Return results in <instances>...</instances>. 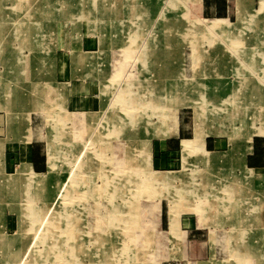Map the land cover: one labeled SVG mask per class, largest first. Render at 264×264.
<instances>
[{"label":"rangeland","instance_id":"rangeland-1","mask_svg":"<svg viewBox=\"0 0 264 264\" xmlns=\"http://www.w3.org/2000/svg\"><path fill=\"white\" fill-rule=\"evenodd\" d=\"M29 1L0 0V105L2 106L0 107V124L6 130H3L4 133H10L9 123H7L8 113L12 115L13 111H17L16 120L21 119L22 121L17 122L21 127H24L31 110L44 109L50 113L51 109H54L58 115L56 118L58 124L53 127L51 137H49L59 147L58 166L55 170L59 173L58 176L62 175L60 179L61 177L64 179L65 176L70 182L65 179L66 184L63 191H66L68 184V189L72 191L86 189L87 181L90 186L87 191H82L77 198L68 197L67 192L61 194V185L58 184L55 193L57 196L54 200L48 201L44 190L46 173L29 172L26 176L25 191L23 188L18 191L17 185L13 186L10 183L8 185L4 180V184H1L0 177V245L8 247L4 246L5 252L0 249V264H159L161 260L169 259L164 254V242H161L160 235H157V230L165 228L159 224L148 225L147 222L145 225H137L135 229L149 232L153 237L157 235L155 242L157 250H152V253L155 251V254L148 258L136 259L134 248L131 250L128 248L130 251L128 257L119 256L118 252L123 251L126 248L125 245H129V239L141 233H135L134 227L130 229L129 223L132 220H129L128 223L124 219L121 205L125 204L126 199L131 196L117 190L121 188L124 192V187L120 185L126 175L120 179L117 173H113L118 169L117 163H115L118 157L112 155V149L105 147L108 141L112 142L116 139L110 137L120 135L125 126L133 128L138 124V127L136 126L133 131L126 129L127 131L123 132L127 133L126 136L133 135L135 132L137 134L139 131L141 133L145 126L148 127V122L150 123L149 128L150 126L154 128L155 121H157L155 115L158 118H166L164 111L169 107H189L194 111L196 135L193 139L182 141V151L186 155L192 152L201 153L203 157L188 159L187 162H190V165H185V167L191 169L184 180H181V175L175 171L164 176L158 174L155 181V174L150 169L143 167L144 178L140 176L137 180L135 177L133 185H131L133 189L137 186V189L140 190V196H137L138 200L135 202L153 200L156 186H159L162 187L160 193L163 190L167 195V200L171 203L170 206L186 212H195V209L203 212L206 209L204 225H208L207 205L210 203L209 214H215L217 198L219 214L222 216L220 224H225L226 218L230 214L237 215L236 223L229 222L231 229L237 232L240 239L248 236L250 240L248 253H240L235 247L231 252L225 249L227 252L218 255L217 258L220 261H217L216 264H251L249 260L241 261L242 257H254L264 264V228L263 232H258L257 237H261L259 240L253 242L252 239H257L256 232H253L257 228L255 219L256 214L258 215L260 211L259 202L253 203L251 200L256 194L252 188L253 182L256 181L264 185V173L256 174L253 170L246 169L244 165L246 173L241 175L239 173V176L230 170H226L222 175L217 174L220 173L217 171L216 174L207 172L211 166L215 167L221 161L223 164L225 161L227 162L229 157L234 162L242 161L243 163L245 152L250 149L251 137H248L242 144L231 139L230 149L234 152L232 154H235L233 157L232 154L227 156L205 151L198 136V128L204 118L212 120L214 124L233 134H239L245 130H248V133L254 132L255 126H260L261 120L255 124L251 121L260 119L261 115L258 111H264L261 109V107L264 108V18L257 17V13L264 7V0H259L257 10L251 12L249 17L239 16L237 22H226L218 18H190L187 16L189 0H134L137 6L151 4L154 9L160 6V10L163 9L165 12L158 13V10L156 16L153 14L155 17L142 16L139 12L132 20L128 18L122 22L121 29L126 34L127 41L122 46L124 47V51L122 50L124 60L117 65V68H114L111 76L103 83V96L107 100L103 99L102 112L93 118L79 112H67L62 104L61 91L57 90L54 100L47 104L40 100L43 90L40 84L23 82L28 80L29 76L30 79L34 78L33 75H30L32 72L27 70L19 72L15 67L19 61L21 62L18 64L22 63V68L29 65L31 60L29 52L34 46V40L30 43L27 40L31 34L26 35L28 33L24 28L26 22L21 20V18L28 17ZM83 1L86 2V5L82 4ZM88 2L91 3L89 6H87ZM74 3L73 11L75 14L77 13L78 17H86L84 12L93 13L103 8L99 5V0H74ZM54 7L56 8V6ZM54 7L50 8L49 6L48 12L51 10L55 13ZM141 8L143 13L148 12L146 9L144 11V7ZM166 9L173 14L181 12L186 19L178 15H169ZM57 12L59 11L56 10ZM67 13L70 12L65 9V16L62 17L69 19ZM100 19L99 15L91 19L92 31L98 35L103 27V20ZM54 24L56 27H60L68 22ZM65 27L66 25H64ZM181 28L184 29L179 30ZM120 34L122 35V33ZM49 35L45 32L43 38L44 46L42 48L46 50L50 47L54 48L57 40L55 30H52V34ZM118 35L116 34L117 42L114 41L116 43L120 42ZM255 35L259 36L255 38ZM239 37L240 39H238ZM150 40H153L157 45L161 40H165L162 44L170 41L172 44L171 46H157L156 50H153L147 44L143 45V43H149ZM178 43L186 44L179 48ZM67 45V40L63 39V44L61 42L59 49L64 50ZM117 52L118 50L113 52L112 61L113 58L118 57V53L121 51ZM182 53H185L187 63L192 61L195 66L193 72L195 71L198 76L185 77L183 75V67L179 64ZM218 55L222 57L224 69H232L233 77L228 72L226 79L218 75ZM246 55V59H243ZM52 56H50V63H53ZM216 56L218 57L216 58ZM171 57L173 58L169 60ZM170 61L173 64L172 67L169 64ZM20 67L18 70H21ZM9 68L12 71L8 72ZM53 71L52 68V75ZM193 72L188 70V75ZM215 72L218 76H214ZM111 86L114 88L108 95L107 89ZM29 95L31 96L28 101L17 102V105L8 102V100H12V97L24 98ZM189 108L185 110H189L188 115L191 111ZM152 110H156V114ZM69 111L71 110L69 109ZM139 126H141V130ZM7 139H2V141ZM48 158L54 167V155L50 154ZM118 165L122 164L118 163ZM4 171L6 174L10 172V170ZM18 171L16 175L10 177L12 183L21 178L20 174L23 171ZM190 176L191 182L188 184ZM183 182H186V186L182 185ZM94 183L100 185V198L88 201V204H92L89 207L96 210L94 211L96 215H90L91 219L95 216L93 221H89L90 217L87 219L88 228L78 225L81 222L85 224L84 218L81 222L78 221L79 229L73 223L74 216L66 208L72 204L71 207H74V211L73 209L72 211L74 213L82 211L85 217V210L83 211V206L80 207V204L83 205V201L87 197H95L93 192L98 187H94ZM210 183H217L219 190L215 185L213 186L216 190L208 189ZM142 189L145 194L141 192ZM262 189L264 191V188ZM26 192L28 198H25ZM261 197L262 201L260 202H264V192ZM132 198L136 199V195ZM167 200L165 199L166 202ZM129 203L133 204V200H130ZM63 204L66 205L65 208ZM109 204L113 205L114 213H111V217L114 220L110 217ZM190 204H194V209L189 207ZM149 209L154 217V212L158 209L157 203L152 202ZM190 214L193 213H187V215ZM195 214L198 215L196 212ZM151 221L153 222V219ZM111 223L115 228L109 226ZM212 224L214 223L211 222ZM177 229V219L174 217L171 220L169 232L177 237ZM222 229L223 241L227 246L230 232L228 227ZM94 231L96 234L93 233ZM161 233L165 232L161 231ZM5 234L8 235L4 236ZM100 237L103 243L100 242ZM108 248H112L114 253H117L116 256L110 255L109 258H104L107 256L104 250ZM41 255L43 256L41 257Z\"/></svg>","mask_w":264,"mask_h":264},{"label":"crops","instance_id":"crops-1","mask_svg":"<svg viewBox=\"0 0 264 264\" xmlns=\"http://www.w3.org/2000/svg\"><path fill=\"white\" fill-rule=\"evenodd\" d=\"M135 1L99 0V5L103 7L101 10L97 12L94 10V14L90 12H84L86 17H78L77 13L75 14L73 11V7L76 3H74V0H30V5L28 8L29 10L27 9L28 17L25 19L21 18V20L26 22V27H24L28 32L26 35H29V33L31 34L30 36H28L27 40L29 43L34 40V49H32V47L31 51L29 50L31 60L29 61V65L27 64L24 67L25 69L22 68V63L18 64L21 61L17 62V65H15V67H17V71L19 72H23L26 70L28 72H32L30 73V75H33L34 78L32 77V79H30L29 76L28 80L23 79V82L29 84H40L43 87L42 93L40 95V100L47 104H50L54 100V94L58 90L62 92V104L67 112H79L83 113L84 115L86 114L92 118L99 115V113L102 112L103 109V99L107 100V98L103 96V83L107 81L109 76H111V72L114 70V68H117V65L124 60V54L122 53L124 51V47L122 46H124L127 41L126 34L121 29L122 22H124L128 18H131L132 20V18H134L135 15H137L139 12L142 16L146 17H155L158 10V13L165 12L163 11V9L160 10V6L154 9V6H152L151 4H143L142 6H137V4H135ZM90 2H88L87 6L91 4ZM53 4L54 6H56V8L53 6ZM82 4L86 5V2L83 1ZM258 4L259 0H189L187 2V16L193 19L218 18L223 19L226 22H237L239 16L249 17V14L251 12H255L257 10ZM49 6L50 8L54 7L59 12L56 13V10L55 13L54 11H52V13L51 10L50 12H48V9H50ZM141 7H144V11L146 9L148 12L143 13ZM65 9L70 12L66 14L69 19H65V17H62L65 16ZM166 11L169 15H178L184 18L181 12L173 14L168 9H166ZM98 15L101 17L100 20H103L101 33L99 32L101 36L100 34L98 35V33H93L91 28V19H93L94 16L98 17ZM142 16L139 17L143 18ZM257 17L259 19L264 18V7L257 13ZM66 21L68 22V24H64L66 25L65 28L64 25L56 27V25L54 24ZM139 24L140 29L141 22ZM183 29L184 28H181L179 30ZM52 30L56 31V44L54 48L50 47L46 50L42 48L44 46L43 38L45 36V32L47 33V35H49L52 34ZM120 33H122V35ZM116 34H119V43H116L118 40ZM258 36L259 35H255V38ZM63 39L67 40L68 44L67 47H64V50L59 49V47H61V42L63 44ZM238 39H240V37ZM163 41L165 42V40H161L157 45V43L153 42V40H150L149 43H143V45L146 46L147 44L148 47L156 50L155 48L157 46H171L172 44V41L162 44ZM185 44H179L178 46L179 48H181ZM174 46L176 47L175 44ZM115 50L121 52H117L118 57L113 58L112 61L111 57ZM46 51L48 52L46 53ZM50 56H52L53 63H50ZM218 56H216V58ZM246 57L247 55L242 58L246 59ZM172 58L173 57H171L169 60H171ZM180 59L181 61L179 62V64L183 67L182 72L185 77L198 76L196 75L197 73L195 71L193 72V67L195 66L192 64V61L190 60V62L187 63L185 53H182V57ZM235 61H237L236 58ZM111 62H113L112 66ZM217 63L219 64L218 75L221 78L227 77L228 73H231L232 77L234 76L232 69H224L221 56L218 57ZM169 64L171 65V67L173 66V64H171V61L169 62ZM19 66H21V70H18ZM51 67L54 70L53 75L51 73ZM188 70L193 73H190V75H188ZM9 71H12V69L9 68L8 72ZM37 72L38 74H36ZM215 74L216 75L214 76H218L216 72ZM101 78L103 79L102 81ZM113 88L114 87L111 86L109 87V89H107L108 95ZM30 96L31 95L24 98L12 97V100L10 99L8 100V102L12 103L13 105H17V102H23L24 100L28 101V98H30ZM0 107L2 106L0 105ZM188 108L189 107H169V109L164 111V113L166 112V118H158L157 115H155V119H157V121H155L154 128L153 126H150L149 128V122L148 127L145 126L142 130L141 126H139L141 133L139 131L137 134L135 132L133 133V135L126 136L127 133L125 134L123 132L127 131L126 129H128V131H133V129H135L138 124L133 128H131V126H125V128L122 129V132H120V135L110 137L116 138L115 140H113L112 142L110 140L105 145L107 149H112L111 153L113 156L118 157L115 161V163H117L118 169L116 171H113V173H117L120 179H123V175H126V178L121 182L122 184L120 185L124 187V192L121 188H119V190L117 191L131 196L130 198L126 199L125 204L121 205V211L124 213V219H126L128 223L129 220H132L129 223L130 229H132L131 227H134L135 229V227L140 224L145 225L146 222L148 225L153 224L154 226V224H159L162 228H165L157 230V235H160V241L164 242V254L167 255L169 259H163L159 264H216L217 261H220L217 258L218 255L224 254L226 250H230L231 252L233 247H235L240 253H248V242L250 240L249 237L247 236L244 239H240L237 232L233 231L231 229L232 227L229 224V222H237V215L234 216L233 214H230L226 218L228 222L225 221V224H220L222 216H220L219 214V201L216 197L215 198L217 201L215 203V207L217 211L215 212V214L213 213L214 216L212 214H209L210 203H208L207 205L208 225H204V220L206 219V216H204L206 209L203 208V212L195 209L194 211L199 216H196L195 212L193 211H190L193 214L187 215V213L190 212L182 211L181 209H177L174 206H170L171 203L168 202V198L166 197L167 195L164 194L163 190H161L162 193H160V189L162 187L159 186H156L153 200H143V202H135L136 200H138L137 196H140V190L137 189V186L135 187V189H133L131 185H133V179L135 177L137 180L140 176L144 178L143 167L146 169H150L153 174H155V181L158 174L164 176L169 172L171 173L175 171H177V173L181 175V180H184L188 176V172L191 169L190 167H185V165H190V162H187L188 159H191L193 157L194 159L196 157H203V154L201 153L192 152L186 155L182 151V141L193 139L196 135L193 118L194 111L189 108L191 109V111L190 115H188L189 110L185 111ZM69 109L71 111H69ZM261 109L264 108L261 107ZM152 111L154 113L156 112V110ZM258 112H260L261 115L260 119L253 122L251 121V123L255 124L261 120L259 122L260 126L258 127L254 125L256 128L252 126L256 130L250 133H248V130H245L242 133L233 134L231 131H228L225 128L223 129L217 124H214L212 120H209L207 118H204L202 120L198 128V136L200 137L203 149L210 153L212 152L229 156L230 154L234 153L230 149L232 145L231 139H234L236 140V142H240L242 144V142L245 141L248 137H251L250 149L249 151L245 152L246 154L243 158V163L242 161L240 163H237V161L234 162L229 157L227 159V162L225 161L224 164L221 161L219 165L215 167L211 166L207 170L208 174H216L217 171L220 172L217 174L222 175L226 172V170H230L235 173V175L239 176V173L240 175L246 173L244 166L246 167V169L253 170V172L256 174L264 173V111L261 112L260 110ZM8 114L7 123H9L8 129H10V133H4V131L6 130L5 128L3 129V126L0 124L1 184H4V180L5 182L7 181L8 185H17L18 191L20 190V188H23L25 191L27 179L26 176H28L29 172H32L38 174L46 173L47 178L45 180L44 190L46 199L48 198V201L54 200L57 196L55 193L57 191L58 184L61 185V194L67 192L66 194L68 197L78 198L81 195L82 191L84 192L88 190V186H90V184L88 185L87 181L86 189L80 191H72L68 189L69 184L67 183L68 185L66 191H63L66 184L65 179L66 181H68V177L65 178L64 176V179L63 177H61L60 179V176L62 175L58 176L59 173L57 172V170H55L58 166L57 156L59 147L58 145H56L55 141L50 138L53 127L57 126L56 118L58 117V115L54 109H51L50 113H47L44 109L31 110L28 114V120L26 121L24 127H21L20 123L17 122L22 121L21 119L16 120L17 111H13L12 115L10 113ZM239 118L242 119V117ZM5 138L8 139L6 141H2V139ZM113 142H115V144H113ZM50 154L54 155V167L51 165V162L48 158ZM234 155L232 154L233 157ZM118 163L122 165H118ZM4 170H10V172L6 174ZM18 170L23 171L20 174L21 178L18 181L12 183L10 181V177L16 175L17 172H19ZM190 182L191 176L189 178L188 184ZM185 183L183 182L182 185H185ZM210 184L211 185L208 186V189L216 190L217 188V190H219L217 183ZM127 185H129V187H126ZM213 185H215L216 188ZM94 187H98L93 192L95 197L91 196L85 198V200L83 201V205H81L80 202H77L80 204V207L83 206V211L85 210V217L82 211H75L76 213H74V207H71L72 204L70 207L66 208V210L74 216L73 223L79 229L80 227L78 225H82L83 227L88 228L89 223L87 219L90 217L89 221H93V219L95 218L94 216V218L91 219L90 215H96V212H94L96 210L93 207H89L92 204H88V201H94L100 198V185L94 183ZM252 188L254 189V193L256 194L251 198V200L253 201V203L259 202L260 207L259 214H256L255 219L257 221V223L255 222L257 228L256 231L253 232H256L257 237L259 234L258 232H263L264 228V202H260L262 201L261 196L264 192L262 191L264 185L254 181ZM141 192L145 194L144 189H142ZM135 195L136 199L132 198V196ZM25 198H28L27 192ZM165 199L167 200V202L165 201ZM130 200H133V204L129 203ZM152 202H156L158 205L157 211L154 212V217L152 216V213L149 209V205ZM63 205L65 208L66 205ZM189 207L191 209H194L195 206L194 204H190ZM113 211V205L109 204L110 217L111 213H114ZM174 217H176L177 219V237L171 235V233L169 232L170 223ZM83 218L85 219L86 225L81 222ZM202 218L203 220H201ZM151 219H153V222L151 221ZM112 220L114 219L112 218ZM78 221H80L81 224L77 225ZM211 222L214 224L211 225ZM109 226L115 228L113 223H111ZM223 227H228L230 232V239L229 241H227V246L223 241ZM134 231L135 233L141 234H136L135 236H133V238H130L128 241L129 245H125L126 248L123 249V251H121L120 246L119 248L121 252H118L119 256L128 257V254L130 253V251H128V248H130L129 250H131V248H134L136 259H144L154 255L155 251L157 250L155 246L157 235H154L153 237L152 234H150L149 232H145L142 229H135ZM161 231H164L165 233L160 234ZM93 233L96 234V231H94ZM6 235L8 234H5L4 236ZM234 238L237 239L235 240ZM260 238L261 237L252 239L254 240L253 242H255ZM100 242H102L101 237ZM4 246L0 245V249L4 250L5 252ZM5 248L8 247L5 246ZM152 250H155L154 253H152ZM104 252H106L107 254V256H105L104 258H109L110 255L114 257L117 254L114 253V250L112 248L105 249ZM6 260L9 259L6 258ZM249 261L251 262V264H262V261L255 259L254 257L249 258Z\"/></svg>","mask_w":264,"mask_h":264},{"label":"bare ground","instance_id":"bare-ground-1","mask_svg":"<svg viewBox=\"0 0 264 264\" xmlns=\"http://www.w3.org/2000/svg\"><path fill=\"white\" fill-rule=\"evenodd\" d=\"M139 37V36H138ZM130 55V54H129ZM161 78H162V76H161ZM38 89V88H37ZM37 89H35V90H37ZM21 102V101H20ZM63 107V106H62ZM64 112V111H63ZM48 113V112H47ZM61 115V114H60ZM57 120V119H56ZM58 124V123H57ZM59 138V137H58ZM59 140V139H58ZM108 191V190H107ZM110 194V193H109ZM66 246V245H65ZM43 255H41V257H42ZM239 258V257H238ZM240 260V259H239ZM247 260H249V258L248 257H242L241 258V261H246L247 262Z\"/></svg>","mask_w":264,"mask_h":264}]
</instances>
